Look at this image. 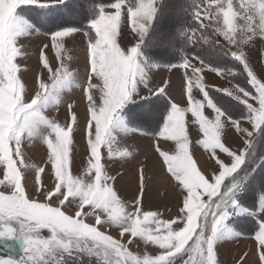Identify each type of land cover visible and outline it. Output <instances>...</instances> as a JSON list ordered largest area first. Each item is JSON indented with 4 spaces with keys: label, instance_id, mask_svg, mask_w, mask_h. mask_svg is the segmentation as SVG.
<instances>
[{
    "label": "snow or ice",
    "instance_id": "obj_1",
    "mask_svg": "<svg viewBox=\"0 0 264 264\" xmlns=\"http://www.w3.org/2000/svg\"><path fill=\"white\" fill-rule=\"evenodd\" d=\"M68 2L0 0V245H18L11 249L18 256L0 258V264H222L224 243L245 232L227 224L235 216L256 221L247 237L252 249L235 264H264V182L251 183L264 164V49L259 71L251 57L256 44L264 45V0H191L193 24L178 33L195 51L167 65L141 51L160 0L90 6L93 18L83 27L33 14ZM125 25L130 43H123ZM78 33L87 37L82 73L70 71L64 56L65 38ZM39 36L47 39L39 43L37 63L24 67L26 44ZM224 57L239 68L214 63ZM161 68L180 74V103L169 98L170 80L153 82V70L159 75ZM208 74L230 87L217 81L209 88ZM241 75L244 84L236 79ZM74 90L79 103L66 99ZM210 91L243 109L219 106ZM161 96L167 102L153 106L152 98ZM62 108L63 122L50 115ZM149 132L165 186L162 204L153 202L155 177L147 176L146 165L109 171L112 162L123 167L135 159L128 148L114 151L118 137ZM77 137L86 157L79 164ZM233 137L240 141L235 149ZM34 145L42 146L41 165L26 158ZM169 203L175 215L165 218L159 208ZM141 244L142 252L133 250Z\"/></svg>",
    "mask_w": 264,
    "mask_h": 264
},
{
    "label": "rangeland",
    "instance_id": "obj_2",
    "mask_svg": "<svg viewBox=\"0 0 264 264\" xmlns=\"http://www.w3.org/2000/svg\"><path fill=\"white\" fill-rule=\"evenodd\" d=\"M87 0H77L75 1L74 5L85 3ZM77 2V3H76ZM164 2V4H163ZM163 4V13L159 17L158 24L155 26L153 30L151 31V34L146 37L145 39V45L147 47V55L143 54L145 58H150L151 61L160 64V65H167L170 63H177L182 59V52L187 51L189 53L195 51H190L189 48L191 46L186 45V40L183 39L179 33L178 29L184 28V27H190L193 24V17L191 15V0H162ZM88 7V5H86ZM83 8V7H82ZM83 10V9H82ZM106 11H112V9H106ZM81 10L73 9L70 14L77 17V14L79 15ZM68 14V13H67ZM54 17H58V14H54ZM125 16H126V10H125ZM72 22H77L75 20ZM58 19V18H57ZM90 21V20H89ZM89 21L86 23L88 24ZM70 27V26H68ZM76 27H82V24L80 26ZM55 30V29H53ZM122 32H124L127 36V39L123 41V43H130L133 41V36L130 34V29L125 25L122 28ZM46 36H39L38 38H33L30 42L26 44V50L28 52V59L24 63V67L31 68L36 65L37 63V51L40 41L46 40ZM86 40L87 37L83 36L82 33L75 34V39L72 37H66L65 38V63L66 66L69 68L72 72H81L84 67L85 62V54H86ZM144 45V46H145ZM163 45V46H161ZM207 48V46H205ZM264 49V45L256 44L255 48L251 50V57L253 59L254 66L257 67V70L259 71L261 65L257 63V57L260 55V51ZM150 50V52H149ZM155 52H154V51ZM181 55V59L177 60L174 59L175 55H172L173 53L177 52ZM142 53L144 52V49L142 50ZM153 51V52H152ZM210 51V49H209ZM171 58L168 62L162 59ZM174 59V60H173ZM173 61V62H172ZM226 61V62H225ZM219 63L221 66H235V62H232L229 58L224 57L221 61L214 62ZM239 68V66L237 67ZM157 70H153V73L151 74L152 80L156 84H160L162 80H170L172 84V92L170 94V99H172L174 102L180 103L181 101V80H180V74L177 73L175 75L167 73V71L163 68L159 69V75L156 74ZM214 74H208L206 77V83L208 84L209 88H212L214 86H217V81H219V78L213 79ZM237 81L241 84H244L245 77L243 75L238 76ZM25 80L31 85L32 81V74L29 73L25 76ZM219 84H222L224 87H230L228 82L225 81H219ZM80 91L74 90L70 95L66 97L69 102L73 103H79L80 100ZM193 95L197 98H201L198 94V90H193ZM209 95L211 98H213L214 102H216L219 106L228 108V109H243V105H239L238 102L235 100H232L230 97L224 96L222 93L210 91ZM186 100V98H185ZM167 102V98L165 100V97H153L152 98V104L153 106L159 107L163 106ZM182 106H184L182 104ZM78 111L83 112V106L78 108ZM50 115L54 118H58L61 122L64 121L65 114L64 109L62 108L58 113L52 112ZM188 117L190 118V113L188 114ZM248 126V125H244ZM146 131H151V129H145ZM194 137V133H192ZM149 143L155 144L156 142L151 139V133L149 132L147 135H141L140 139H132L130 137H118L117 143L113 145L114 151L117 153L122 151L125 148H128L130 151H133L135 153V159H132L130 162L125 163L123 167H121L119 160L110 163L109 165V171L113 172L116 169H118L120 172H124L125 170L131 172L134 168L144 167L147 166V176L148 177H155L153 180L152 186H151V195L153 202L157 204H162L163 197L162 194L165 191V186H163L160 181L162 177V173L160 172V162L157 160V155L154 153L152 149L148 147ZM171 143V142H167ZM229 143L232 145V147L238 148L240 146V141L236 139L235 137L231 138L229 140ZM74 150L75 152L79 153V156L77 158V163L79 164L81 162L82 158L85 157L84 148L81 145L79 141V137L76 138V143L74 144ZM27 160L29 164H36L41 165L42 161L44 159V152L42 151L41 145H34L31 149L27 152ZM204 159L206 160L207 157L205 156ZM207 171L208 169L205 168ZM25 174L29 176L30 178L33 177V173L31 169L25 170ZM74 174H78L74 172ZM256 177V179H255ZM255 179L257 182L253 181L252 185L258 186L260 183L264 182V164H261L255 173L253 174L252 180ZM42 180L47 184L51 183L47 171L45 174H42ZM121 187V194L127 195L130 191L129 186L127 183H122L120 185ZM31 190V188L29 189ZM169 192H171V189H168ZM245 203H248V199L246 198ZM159 210L164 213L165 218L174 217L175 215V208L173 204L169 203L168 208L166 209L163 206H160ZM256 221L251 216H235L231 217L227 224L231 226L233 229H235L237 232L243 228L245 232L241 233V239L236 240L234 242H225L223 247L221 248L220 252V259L222 261V264H235L238 257L242 256L245 252H249L252 249V242L247 239L249 235H252L254 233ZM249 229V230H248ZM252 229V230H251ZM254 230V231H253ZM10 247H5L3 245H0V258H7L9 255L13 256L14 258L18 256V252L12 251L11 249H15L18 247V245L13 244L12 242H9ZM136 252H142L144 250L143 245L141 244L138 248L133 249ZM247 259V257H246Z\"/></svg>",
    "mask_w": 264,
    "mask_h": 264
},
{
    "label": "trees",
    "instance_id": "obj_3",
    "mask_svg": "<svg viewBox=\"0 0 264 264\" xmlns=\"http://www.w3.org/2000/svg\"><path fill=\"white\" fill-rule=\"evenodd\" d=\"M75 1H77V0H69L68 4L66 6H61L60 8L54 9V10H35V12L33 14L37 18H39L42 14L50 16V17H52L55 20L56 23H58L60 26H63V27H68V26L76 27V26H80L81 24H82V27H83V26L87 25V23H86L87 21H89V20H91L93 18V13H90L88 11L90 6L105 5V4H109V3L114 2V0H87V1H85V3H83V5L82 4L74 5ZM163 4H164V2H163ZM163 4H162V0H160V2L157 5L158 8L160 9V12H159L158 17L156 19V22L154 23L155 26L158 24L159 17L163 13V8H164ZM86 5H88V7H86ZM73 9L81 10L80 14L79 15L77 14L76 18L70 14V12ZM54 14H58V17H57L58 19L53 16ZM74 18H75V20H77V22H72V21H74ZM154 25H153V28H154ZM153 28H152V30H153ZM151 31H150V34H151ZM143 49H144L143 54L147 55V47H146V45L143 46L142 50ZM189 50L192 51L194 49L189 48ZM149 52H150V50H149ZM172 55H175L174 57H176V58H174V59H177V60L181 59L180 58L181 55L178 53V50H177V52L173 53ZM160 59H162V58H160ZM164 59H162V60H164ZM170 59L171 58H167V59H165V61L168 62ZM232 62H234V61H232ZM238 66L239 65H235V67H238ZM165 100H166V98H165ZM255 179H256V177H255ZM255 179H253L251 181V183H254L253 181L257 182ZM252 228H254V230H255L254 226Z\"/></svg>",
    "mask_w": 264,
    "mask_h": 264
}]
</instances>
